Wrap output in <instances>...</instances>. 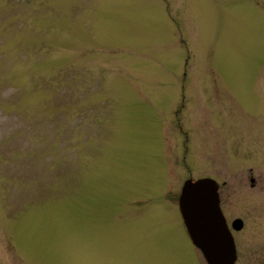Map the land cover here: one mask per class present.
I'll list each match as a JSON object with an SVG mask.
<instances>
[{
    "label": "rangeland",
    "instance_id": "rangeland-1",
    "mask_svg": "<svg viewBox=\"0 0 264 264\" xmlns=\"http://www.w3.org/2000/svg\"><path fill=\"white\" fill-rule=\"evenodd\" d=\"M258 162L264 0H0V264H206L179 212L204 177L260 264L259 191L228 194Z\"/></svg>",
    "mask_w": 264,
    "mask_h": 264
},
{
    "label": "water",
    "instance_id": "water-1",
    "mask_svg": "<svg viewBox=\"0 0 264 264\" xmlns=\"http://www.w3.org/2000/svg\"><path fill=\"white\" fill-rule=\"evenodd\" d=\"M179 212L192 245L206 264H235V244L219 208L214 180L186 181L179 196ZM240 225V220L233 223L235 229Z\"/></svg>",
    "mask_w": 264,
    "mask_h": 264
},
{
    "label": "flooded vegetation",
    "instance_id": "flooded-vegetation-1",
    "mask_svg": "<svg viewBox=\"0 0 264 264\" xmlns=\"http://www.w3.org/2000/svg\"><path fill=\"white\" fill-rule=\"evenodd\" d=\"M259 163V162H258ZM260 166H264V164H261L259 163ZM253 175V169L252 168H246L243 173H242V176L241 178H237L232 176V174L230 175L229 177V182H228V185L230 186L229 188V195L231 196L232 195V192L234 194H236L237 192L239 191H243V190H252V189H257L259 191V194H257V200H258V205L260 206V208L264 211V172L261 173V178L259 177H252ZM204 178H210V177H204ZM204 178H200V179H204ZM212 179V178H210ZM241 179V180H240ZM214 180V179H212ZM249 181V186L250 187H247L245 186V181ZM216 185H217V193H218V199H219V208H220V211L222 213V216L225 220V224L227 226V229L229 230V232L231 233L232 237H233V240L235 239L234 238V234L236 233H239L241 231L244 230V227H245V224L243 223V221L239 218H236V219H232L229 223V221L227 220L226 218V215L224 214V211L222 209V203H223V199L221 197V194H222V188L221 186L217 183L216 180H214ZM231 189V191H230ZM245 192H241L239 194H244ZM247 199H248V196H247ZM243 198L241 199H237V202L242 205L243 203H245L247 200L245 199L244 201H242ZM235 220H240L241 221V225L238 229H235L234 226H233V223ZM257 227H260L259 230L261 231H264V220L262 221H259V224L256 225ZM262 236V235H261ZM263 240H264V234L262 236ZM234 243H235V240H234ZM236 245V244H235ZM236 247V246H235ZM236 254H237V250H236ZM237 258H238V255H237ZM261 259L263 260V262H261L260 264H264V256L261 257ZM237 262V260H236Z\"/></svg>",
    "mask_w": 264,
    "mask_h": 264
}]
</instances>
